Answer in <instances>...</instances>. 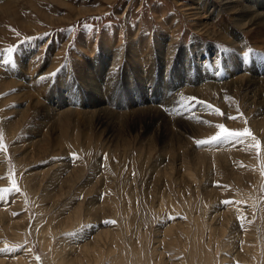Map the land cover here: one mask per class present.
Segmentation results:
<instances>
[{"label": "rangeland", "instance_id": "374dc122", "mask_svg": "<svg viewBox=\"0 0 264 264\" xmlns=\"http://www.w3.org/2000/svg\"><path fill=\"white\" fill-rule=\"evenodd\" d=\"M232 1L0 0V264H264V30ZM219 124L256 140L196 143Z\"/></svg>", "mask_w": 264, "mask_h": 264}, {"label": "bare ground", "instance_id": "6f19581e", "mask_svg": "<svg viewBox=\"0 0 264 264\" xmlns=\"http://www.w3.org/2000/svg\"><path fill=\"white\" fill-rule=\"evenodd\" d=\"M228 1V0H227ZM255 2V3H254ZM250 5V6H249ZM228 7L229 6H232V7H229V11H232V10H238L240 11L243 17L242 21L245 22L248 27H256L258 30H264V0H237V1H232L231 4H228L227 5ZM263 6L262 8V13H257L256 11L253 12V10H256L254 9V7H261ZM251 9V10H250ZM236 13H239V12H236ZM236 13H233L232 15L236 14ZM241 14L239 15V17L241 16ZM219 18V16H218ZM242 21H240V23H242ZM222 25L224 27H226L225 23L222 19L221 21ZM218 27V26H217ZM225 29V28H224ZM211 71V70H210ZM208 72V71H206ZM210 73V72H209ZM221 73V72H220ZM222 74V73H221ZM205 76H197V81L198 80H202V82L206 79V78H209L208 75L204 74ZM220 76V75H219ZM224 78V77H223ZM211 79V78H210ZM219 79H222V77L220 76ZM249 79V78H248ZM209 80V79H208ZM197 81H193L194 83H197ZM217 81V80H216ZM219 82V81H218ZM193 83V84H194ZM199 83V81H198ZM208 83H211L209 85H212V81H209L207 82ZM221 83H224V82H221ZM221 83H218V84H215V85H218L220 86ZM231 83V82H230ZM196 85V84H194ZM227 85V84H226ZM95 87V86H94ZM213 87V86H212ZM99 92V91H98ZM97 93V92H96ZM102 111V110H101ZM106 111V110H105ZM103 113V112H102ZM151 114V113H150ZM198 249V248H197ZM88 250V249H87ZM111 254H112V251H108L107 253H103V252H99L98 253V262L102 263L104 262L105 260H108L107 263L108 264H117V260H119L120 256H117V257H111ZM125 255V254H124ZM207 258V260L203 263L205 264H217V262L215 263L214 261L210 260L212 259L211 256L209 257L208 255L205 257ZM204 260V258H203ZM139 263V262H138ZM56 264H61V263H56Z\"/></svg>", "mask_w": 264, "mask_h": 264}, {"label": "snow or ice", "instance_id": "6c2138e0", "mask_svg": "<svg viewBox=\"0 0 264 264\" xmlns=\"http://www.w3.org/2000/svg\"><path fill=\"white\" fill-rule=\"evenodd\" d=\"M12 52H13V49H9V53L11 54ZM214 111L218 115H223V113L220 112L219 109H214ZM242 116H243V114L241 113L240 117H242ZM240 117H229V119H239ZM245 123H247L246 120H245ZM216 127H218L220 129V132H219L218 135H214L210 139L197 140L196 143L198 145H205V144H212V143H217L218 144V143H220L222 141H229V140L235 141V140L241 138L244 135H247L248 137H251V139L253 141L256 140V138L252 135L251 130L247 129V128H245L243 133H241L239 131H230L223 124L216 125ZM256 143H257V146H258L259 142L256 141ZM73 157L76 158V159L79 158L78 156H76V154H73ZM14 183H15V181H14ZM223 203L227 205V204H230L231 202L230 201H223ZM105 223H115V222L114 221H106Z\"/></svg>", "mask_w": 264, "mask_h": 264}]
</instances>
